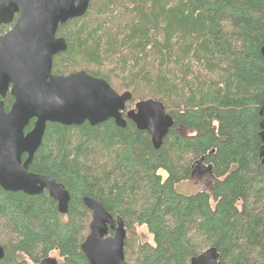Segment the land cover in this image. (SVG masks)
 <instances>
[{
    "label": "trees",
    "instance_id": "obj_1",
    "mask_svg": "<svg viewBox=\"0 0 264 264\" xmlns=\"http://www.w3.org/2000/svg\"><path fill=\"white\" fill-rule=\"evenodd\" d=\"M56 37L66 50L54 56L53 74L84 71L129 92L125 111L159 101L174 123L158 150L130 121L124 129L112 120L47 124L29 171L63 185L67 213L46 191L0 188V264H37L52 252L60 264H88L84 197L122 219L126 264H189L212 247L220 264H264V0H91ZM12 103L7 94L5 111ZM203 168L207 191H176ZM135 227L152 244L138 243Z\"/></svg>",
    "mask_w": 264,
    "mask_h": 264
},
{
    "label": "water",
    "instance_id": "obj_2",
    "mask_svg": "<svg viewBox=\"0 0 264 264\" xmlns=\"http://www.w3.org/2000/svg\"><path fill=\"white\" fill-rule=\"evenodd\" d=\"M90 1L0 0V26L11 25L0 34V188L28 196L46 191L61 215L67 213L69 193L49 176L29 171L47 124L78 127L88 123L94 127L112 120L124 129L130 121L137 130L148 133L152 147L158 150L174 123L159 101H138L134 109L125 111V104L131 100L129 92L117 94L105 80L84 71L66 76L52 73L54 56L66 50L64 39L56 37L58 27L83 17ZM260 53L264 58V46ZM7 94L13 103L5 111ZM258 114L259 157L264 165V96ZM31 121L32 129L25 132ZM82 203L91 213L89 234L81 244L88 264H126L122 219L113 218L92 198L84 197ZM3 257L0 246V260ZM218 258L212 247L192 257L189 264H220ZM38 264L58 262L47 257Z\"/></svg>",
    "mask_w": 264,
    "mask_h": 264
},
{
    "label": "rangeland",
    "instance_id": "obj_3",
    "mask_svg": "<svg viewBox=\"0 0 264 264\" xmlns=\"http://www.w3.org/2000/svg\"><path fill=\"white\" fill-rule=\"evenodd\" d=\"M194 173L195 174L192 180L181 182L175 186L177 192L185 195H190L203 190L207 191L210 188L212 184V178L210 176V173L205 170V168L196 169ZM161 175L163 176V178L165 177L163 173H161ZM134 233L138 243L147 242L149 244H152L153 239L151 235L148 234L145 227H135ZM49 257L58 260V262H60L61 260L56 252H52Z\"/></svg>",
    "mask_w": 264,
    "mask_h": 264
},
{
    "label": "flooded vegetation",
    "instance_id": "obj_4",
    "mask_svg": "<svg viewBox=\"0 0 264 264\" xmlns=\"http://www.w3.org/2000/svg\"><path fill=\"white\" fill-rule=\"evenodd\" d=\"M51 254V253H50ZM49 257V256H48ZM47 258V257H46ZM45 259V258H44ZM62 261V259L60 260V262ZM57 262H58V260H57ZM60 262H58V264H60ZM38 264V263H37Z\"/></svg>",
    "mask_w": 264,
    "mask_h": 264
},
{
    "label": "bare ground",
    "instance_id": "obj_5",
    "mask_svg": "<svg viewBox=\"0 0 264 264\" xmlns=\"http://www.w3.org/2000/svg\"><path fill=\"white\" fill-rule=\"evenodd\" d=\"M129 102V101H128ZM125 106H126V104H125ZM3 249V248H2ZM4 251V250H3Z\"/></svg>",
    "mask_w": 264,
    "mask_h": 264
}]
</instances>
